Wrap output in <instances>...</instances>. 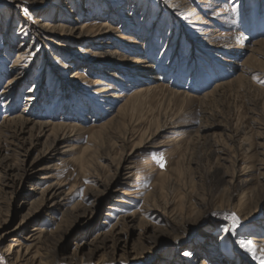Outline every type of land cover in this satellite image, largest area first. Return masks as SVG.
I'll use <instances>...</instances> for the list:
<instances>
[{
	"label": "rangeland",
	"instance_id": "1",
	"mask_svg": "<svg viewBox=\"0 0 264 264\" xmlns=\"http://www.w3.org/2000/svg\"><path fill=\"white\" fill-rule=\"evenodd\" d=\"M169 1L71 0L69 9L60 14L45 10L60 5L65 9L64 0H49L44 7L18 9L9 27L0 24V123L27 107L26 94L32 90L35 101L27 107L31 121L74 126L65 131L66 140L51 150L45 135L31 131V124L26 127L23 144L29 148L34 142L30 162L36 175L21 185L17 179L15 190L0 194L1 217L6 220L0 238L31 212L33 223L22 226L20 232L29 233L35 227L45 230L42 241L56 257L51 264H155L159 256L171 264H202V260L205 264H260L240 248L238 239L252 240L259 254V243H264L258 241L264 240V201L255 223L240 221L236 235L224 229L232 228L233 213L240 217L233 205L243 192L252 194L251 202L264 196L260 183H264V156L260 155L264 66H259L261 74L241 77L235 63H242L250 53L227 51L237 36L249 44L264 39V0H171L184 1L177 12L170 10ZM9 2L0 0V13ZM42 12L43 23L59 20L74 27L77 19L80 25L101 32L96 39L53 35V42L32 34L27 47L33 62L21 63L32 64L28 76L3 95L17 71V50L24 44L18 35L19 21L31 24ZM106 42L110 45L100 46ZM52 46L64 54L56 56ZM259 62L263 64L264 57ZM140 69L163 78L154 83L140 75ZM168 88L191 96H173ZM6 143L0 139L4 167L16 164L18 158L5 150ZM160 156L166 162L164 168L156 162ZM122 161L125 167L117 173ZM96 174L107 181L118 177L89 225L88 218L79 214L92 201ZM54 184L63 185L57 210L39 200L42 190ZM166 204L176 213L199 218L184 239L163 235L136 258L114 257L110 248L88 256L90 243L100 232L107 233L131 214L156 223V213L147 215L148 209ZM208 245L216 248L211 251ZM3 250L0 247V264H11ZM74 253L85 256L76 261Z\"/></svg>",
	"mask_w": 264,
	"mask_h": 264
},
{
	"label": "bare ground",
	"instance_id": "2",
	"mask_svg": "<svg viewBox=\"0 0 264 264\" xmlns=\"http://www.w3.org/2000/svg\"><path fill=\"white\" fill-rule=\"evenodd\" d=\"M9 1L10 2L8 8L6 10H1L0 13V24L7 25V27L12 25V19L15 16H17L16 14L18 9L37 7V6L44 7L48 5L49 2V0H9ZM170 2L171 0L168 3L170 10L174 9L173 11L176 12L178 11L179 6H181V4L184 3V1H178V2L173 1L171 3H175V4L171 5ZM116 3L118 4L119 2L116 1L115 4ZM64 4L66 7L65 9L63 8V5H60L58 9L55 8L52 9L48 6L46 7L47 10L45 11L47 12L53 10L56 13L62 14L66 11L67 8L69 9V7L67 6L68 4H71V0L69 1L64 0ZM192 9L193 6L190 7L189 12H191ZM68 11L72 13L71 10ZM44 14L42 12L39 15H37L35 18H33V20H30L29 23L31 24L33 23L34 25L33 27H31V24L21 23V21H19L21 25L18 31V35L21 38L20 40H22V43L24 44H21L17 50V55L15 59V68L17 69V71L9 79V82L7 83V86L5 87L4 92L2 93L3 95H7L8 92L15 90V85L22 83L28 76L27 73L30 64H28V66L25 67V65L21 63L26 62V60L27 61L29 60L30 55L28 54L31 52V47L30 46L27 47V45H28V39L32 34H35L37 37H42L53 42L52 41L54 39L53 35L66 36L74 39L83 38L84 36H91L93 39H96L98 34L101 32V31L98 32L92 31L90 30L89 27L85 25H80L77 19L73 20V22L76 24L74 27H67L64 24H60L58 22L59 20H56L57 23L55 24L43 23L42 18L44 17L43 16ZM4 15H6L5 19H3ZM110 28L111 27H109V29ZM240 38L237 36L235 39H233L231 43H233L232 45L234 46L232 47L229 46L227 48V51H231V53L233 51L239 52V50L242 51L243 53H246V55L247 53H250V55L247 57L245 61L239 64L235 63V65L238 68H241L240 76L241 77L246 76V74H251V73L261 74L262 69L261 67L259 68V66L261 65L264 66L263 65L264 62H262L263 64H260L259 61H260V57H264L263 56L264 54L262 53V51L264 52V39L261 41H257L253 44H249L246 41H242ZM61 42H63V44L66 45L65 41H61ZM101 45H110V44L109 42H106V44L102 43L100 44V46ZM59 46L65 48L64 45L59 44ZM208 46L211 48L213 47L212 44H208ZM70 50L71 49H69V51ZM54 51L55 54L57 53L56 56H59L60 54H64V51L60 48H57V46L54 47ZM89 52L90 50L88 49L87 52H85L84 54H88ZM243 53L241 55L237 54L236 56L237 57L242 56ZM32 57H34V55H32ZM59 61L60 63H62L61 60ZM30 62H33V59L28 61V63ZM120 62L122 61L120 60ZM255 62L257 63L256 66L258 67H251V64ZM140 63H144V62H140ZM229 63L233 64V61L231 60ZM30 66H32V64ZM21 67L23 69H20ZM64 68L65 70L70 69L68 65H64ZM139 74L140 75L145 74V76H148V79L153 80L154 83L161 82V79L163 78L161 76L155 78L152 76V74H148L146 71L142 69H140ZM113 76H115V74H113ZM218 87L219 86H217L216 88ZM168 90L173 93V96H179V98L180 96H183V99L184 98L186 99L191 96L190 94L185 93V91L184 93H181L170 88H168ZM101 93L104 94V92ZM26 95H27L26 106L29 107V105H32L34 103L35 98L32 90L28 92ZM114 97H118V96L115 95ZM173 98L174 97H172V99ZM27 107L24 108L19 114L11 118L5 119L3 122L0 123V139L3 138V141L6 140L7 142L6 143L7 147L5 150L16 154L18 157L17 163L11 166L4 167L3 165L0 164V194L3 195L6 194V191L8 189L13 188L15 190L16 187L14 188V184L17 179L20 181V185H21L25 180L34 179V176L36 175L35 174L36 168L34 166V162H30L31 151L35 147L34 142H32L29 148L25 147L23 141L25 142L26 138L22 137L24 135L26 127L29 124L32 125L30 128L31 131L37 130L39 134H43L46 136V140H47L46 142L47 144H49V146H51L50 150L62 144L64 140H66L67 135L65 131L67 129L74 128V126L56 125V124H49L46 122H33L28 118ZM30 138L32 137L30 136ZM6 154L7 153L4 154L5 155L4 157H8V155ZM260 155L264 156V149L260 153ZM261 160L263 161L262 163L264 164V159ZM124 164L125 163L122 161L121 163L118 164V166H116L117 173H120L122 171V169L125 167ZM262 176L264 177V173H262ZM94 177L96 178V180H94L95 187H93L94 189L90 192V199H92V201L89 205L87 204L88 206L85 207L82 206L81 214H79V216L81 217L88 218L86 223H88L89 225L92 224L94 218L93 215L96 212V208L103 202L105 196L110 191V187L117 180L118 176L117 177L114 176L112 179H109L108 181L103 180L101 177L97 176V174L94 175ZM260 183L262 187L264 183L263 184L262 182ZM1 188H3V190ZM62 194H63V185L54 184L49 186L46 190H42V192L40 193L39 200L40 202L44 203L43 205H45L46 203L49 205V208L53 210H57L58 207L61 206V203L57 201L58 199L57 197L61 196ZM251 195L249 196L246 192H243L240 200L233 205V209L240 216L241 222L255 223L256 218L258 216H261V212H258L259 204L263 203L264 196H261L259 199H257L256 202L255 201L251 202L250 199ZM3 203H4L3 201L0 202V228L1 225L6 222V220L3 221L1 217V215L3 214L2 212L4 206L2 205ZM150 212L151 213L153 212L154 215L156 213V219L158 220V222L154 223L148 221L144 219L145 216L143 218L140 217L141 218L140 219L137 214H131L129 216H126L123 218V220H121V222H117L115 225H113V227L107 233L100 232L96 237L93 238L92 242L90 243L91 249L88 252L89 254L88 256H94L100 251L110 248L112 249V256L114 257L123 258L125 256L129 257L131 255H134L132 258H136L138 256H141V254L144 251L151 249L157 242V239L163 235H171L173 236V238L177 240L184 239V236L186 235L190 226L196 224L197 221L199 220L198 217L195 219H191L184 215L176 213L175 210H171L170 204L168 205L166 204V207H160V206L156 207L155 205L154 208L148 209V212L146 214L148 215V213ZM261 219H263L264 221V216ZM33 220H34L33 214L31 212L27 213L26 215L23 216L21 220H19L20 221L19 224L16 226L15 229L12 230V232L11 231L7 232L6 233L7 235H5V233L2 234V237L0 238V247H4L3 254L6 256L7 260L11 264H51L53 260L56 258L55 256L50 254V251L47 250L44 243L45 241L44 242L42 241V239L44 238V234L46 233L45 230L39 227H35L29 233H26L25 231L20 232L22 230V226L24 225L27 226V224L31 226ZM135 233H137V240L136 242L131 244V237H133ZM223 237L221 238V240L223 239ZM258 241H264V240H258ZM7 242L9 243L7 244ZM259 245H260L259 247L261 246L264 247L263 242H260ZM208 247H210V250L216 248L215 245H208ZM80 254L74 253L72 257L73 260L77 261L85 256V255L80 256ZM205 263L206 262L202 260V264ZM155 264H171V263L168 262V260L164 262V260H162V258L159 256Z\"/></svg>",
	"mask_w": 264,
	"mask_h": 264
},
{
	"label": "snow or ice",
	"instance_id": "3",
	"mask_svg": "<svg viewBox=\"0 0 264 264\" xmlns=\"http://www.w3.org/2000/svg\"><path fill=\"white\" fill-rule=\"evenodd\" d=\"M256 79H259V77H256ZM157 164L164 168L166 166V162L163 158V156L157 157L156 159ZM232 219V228L230 229H224L225 232H230L233 235H236V229L240 225V217L235 215L234 213L231 216ZM238 244L240 248L244 249L246 252L250 253L252 257H254L257 260H260V264H264V247L259 248V254L257 252V246L253 243L250 239H238ZM185 256L190 255L189 252L184 253Z\"/></svg>",
	"mask_w": 264,
	"mask_h": 264
}]
</instances>
